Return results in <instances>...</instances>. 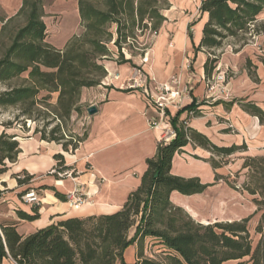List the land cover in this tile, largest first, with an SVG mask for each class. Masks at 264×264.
Listing matches in <instances>:
<instances>
[{
	"label": "trees",
	"instance_id": "16d2710c",
	"mask_svg": "<svg viewBox=\"0 0 264 264\" xmlns=\"http://www.w3.org/2000/svg\"><path fill=\"white\" fill-rule=\"evenodd\" d=\"M45 4L46 0H21L14 14H0V114L14 107L19 109L15 121L20 117L22 122L34 120V112L42 105L46 116L53 115L45 125L54 118L59 123L48 132L43 128H35L33 132H38L43 140L60 144L64 151L73 152L86 138L87 131L83 138L67 139L61 120L65 122L73 112H80L81 89L100 84L107 74L104 60L115 58L117 63L131 64L123 49L131 50L137 32L147 30L151 36L157 35L166 19L163 11L170 3L168 0H77L81 30L60 48L46 40ZM199 12L207 18L195 50L203 48L207 54L203 65L206 78L216 67L221 53L218 49L224 41L231 39L234 44L239 43L234 49L238 51L254 37L264 34V19L259 18L264 12V0H201ZM17 18L22 20L9 29ZM187 33L191 39V24ZM110 42L117 53L110 49ZM251 66L247 59L248 74L257 80ZM16 78L21 82L11 83ZM52 93L57 94L55 104L49 103ZM234 102L264 124V111L255 103L239 98L227 105ZM201 103L192 100L169 117L174 138L157 143L155 154L145 160L140 183L117 211L62 218L25 236L18 233L15 222L0 221V263L6 258L16 264H125L124 250L136 243V260L132 264H264V155L247 154L244 142L217 145L190 127L187 121L201 115L197 108ZM184 110L187 116L180 120ZM11 125L9 120H0V174L20 152L18 138L23 136L9 132ZM188 143L209 153L207 158L194 157L209 162L214 182L223 181L248 194L255 206L252 214L240 220L202 224L170 201L171 191L191 195L213 184L202 183L196 176L170 172L174 154ZM235 154H240L242 161L235 177L244 170L240 183L217 171ZM53 157L56 165L52 174L56 178L66 176L70 167L65 165L63 155L57 153ZM12 177L21 185L33 176L21 171ZM40 188L50 189L59 200L66 201V195L55 187L41 185ZM257 213L254 233L258 237L254 242L248 224ZM16 215L23 220H34L39 215L38 206L34 205L30 212L17 210ZM145 237L157 240L164 248L158 258L144 255Z\"/></svg>",
	"mask_w": 264,
	"mask_h": 264
},
{
	"label": "crops",
	"instance_id": "0c3cea01",
	"mask_svg": "<svg viewBox=\"0 0 264 264\" xmlns=\"http://www.w3.org/2000/svg\"><path fill=\"white\" fill-rule=\"evenodd\" d=\"M67 1L70 0L55 1L54 4L60 7V20L53 27H49L46 22V4L44 6L43 20L48 33L46 40L59 48L74 34L71 24L65 26L64 21L70 18L79 20L77 0H74L73 9ZM181 3L194 8L190 0H181ZM20 4L21 0H0V8L8 16L14 14ZM173 10L170 8L169 13L172 17H178V20H169L168 17L163 22L140 63L134 61L135 66H131L129 63H117L114 59L103 61L107 74L102 85H98L101 88L97 92L99 101L94 103L97 111L88 116L87 136L74 153L69 154L62 150L60 144L43 140L36 134L18 138L20 152L14 162L7 163V170L0 174L3 188L0 189V205H6L5 210L0 209V221L15 222L18 233L25 236L62 218L108 214L122 207L128 194L140 183V177L146 169L145 160L155 154L162 133L161 127H151L148 123L144 113L148 101L141 89L128 86L135 69H140L151 84L162 83L172 75H178L181 85L190 87V94L182 106L190 104L192 100L202 101L197 106L201 115L187 121L190 127L205 134L217 145L244 142L247 154L264 155V124L259 122L257 116L243 110L237 102L227 105L233 99L242 98L264 111V34L257 36L259 44L255 48L246 44L238 51L221 52L212 75L206 78L203 65L207 54L203 48L195 50V46L200 41L207 16L197 11L192 14L190 39L187 31L191 17L186 16L183 10ZM259 18L264 19V15ZM53 39H57V42ZM247 59L253 65L250 69L257 80L248 74ZM215 75H218V82L225 86L229 96L204 100L208 96L207 82ZM167 111L168 120L177 109L169 108ZM148 112L149 115L155 114L151 107ZM186 116L187 110H184L179 119ZM57 153L63 155L65 165L70 167L67 170L70 176L66 174L56 178L50 173L56 165L53 156ZM194 155L207 158L209 153L188 143L181 152L174 154L170 172L184 177L196 176L202 183L213 184L191 195L171 191L169 199L174 205L202 224L240 220L254 212L255 206L246 192L233 189L223 181L214 182V172L209 162ZM21 171L33 177L28 183L18 185L12 174ZM41 185L53 186L65 195L74 188L80 189L86 201L77 208L71 207L67 201L59 200L50 189L39 188L40 202L34 204L38 206V217L31 221L18 218L17 210L30 212L34 206L22 202L21 193ZM235 192L252 203L251 211L239 214L233 208L231 199ZM136 249V243L130 244L124 250V255L129 251L133 256ZM143 249L164 248L157 240L145 237ZM0 264H11V261L4 258Z\"/></svg>",
	"mask_w": 264,
	"mask_h": 264
},
{
	"label": "rangeland",
	"instance_id": "374dc122",
	"mask_svg": "<svg viewBox=\"0 0 264 264\" xmlns=\"http://www.w3.org/2000/svg\"><path fill=\"white\" fill-rule=\"evenodd\" d=\"M55 1L56 0H46V18L45 19H46V22L48 23L49 27H53V25L57 26L56 21L60 20L58 18V16H59L58 12L60 11V7H58L57 4H54V3H56ZM190 1L193 2L194 8H191L190 6H183L181 3V0H168V2L170 3V6L167 9H164V11H163L164 16L166 18L165 20H167L168 17H169V20L171 18L173 21L178 20V17H176V16L172 17L171 16V14L169 13L170 8H173L174 9L173 11L183 10L184 14L186 16H190V17L196 11L198 13H200L199 12V5L200 4L198 6H196V4L198 3V0H190ZM67 3L69 4L68 5L69 7H71L72 9L74 8V0L67 1ZM0 14H4L1 8H0ZM263 15H264V12L260 15V17ZM71 19L72 18L64 21V25L68 26L67 24H69V25L71 24L72 33L79 32L81 30V27L79 25V20L77 18H75V19H72V21H71ZM21 20H22L21 18H17L14 22L11 23L9 29H12L13 25L19 24ZM165 20L163 22H165ZM189 24H191V26L193 24V18L192 17H191V20L189 21ZM161 26H160V28H161ZM110 29L113 31L114 26H111ZM159 31H160V29H159ZM159 31H158V33H159ZM191 32H192V27H191ZM137 35L138 36L136 38V41L133 43V45H131V50L128 51V49H126V48L123 49L124 57L131 59V64H130L131 66H135L134 61H136L137 63L138 62L140 63L141 59L144 58V55H145L144 53H146L147 50L150 48L152 41H153L154 37L156 36V35L151 36L147 30H144L143 32H137ZM53 40L55 42H57V39H53ZM248 44L250 45V47L255 48L256 45L259 44V40L257 39V36L254 37V39L252 41H250V43H248ZM238 45H239V43L234 44L233 40L228 39V40L224 41L223 45L218 49V52H226V51L227 52H231V51L234 52V49H237ZM109 47L114 53H117L116 47L112 44V42L109 43ZM142 48H144L143 49L144 52H143V54H140ZM130 51L133 52L134 55H131ZM111 59L115 60V58H111ZM107 60H109V59H107ZM217 76L218 75H215V77L210 78V80L207 82L206 90H207L208 96L206 98H204V100H206V99L210 100V99H213V98H215L217 96H221V95L223 97L229 96V92L225 91V86L223 84H221L220 82H218ZM103 80H104V77L100 81L99 85H102ZM20 82H21L20 78L13 79L11 81V83H13V84H18ZM100 90H101V88L98 87V85L93 86V87H85V88L81 89L79 103H78V107L80 108V112L79 111L73 112L71 114L70 118L65 120V122L63 120H61V124L63 125L62 130L67 134V136H66L67 139H69L70 136L74 140H76L78 138H83V135L87 131V127H88V116L89 115L86 112V108L89 105L97 103L99 101V95L97 92ZM56 95H57L56 93L50 94L49 103L55 104ZM18 112H19V109H17V108H14V107L8 108L0 114V120L11 121L12 125L8 131L17 132L19 135L23 136L22 138H28L34 134L39 136L40 134L38 132H36V133L33 132V130L35 128L38 130L43 128V129H45L46 132H48L56 123H59L58 119L54 118V120L50 121L48 124L45 125V123H47L49 120H51V118H53V115L46 116L44 113V107L42 105H40L38 110L34 112V115H33L34 120L25 119V120H23L24 122H22V121H20L22 119V117H20L17 119L19 121H15L16 119H14V117ZM22 125L24 127H22ZM65 152H67L69 154L74 153V151L71 152L69 150L65 151ZM239 155L240 154H235V155L229 157L227 160L228 163L217 169V171L219 173H221L223 175H228L230 180H236L237 183H240L244 179V176H243L244 170H241L238 173V176L235 177V174L237 171H239L240 164L242 162L241 159L239 158ZM39 188L40 187H38V186H35L33 188L36 195L38 196V198H40V196H41V192H40ZM0 189H3L1 184H0ZM238 190H240V189H238ZM249 199H250V197H249ZM231 200H232L233 208H236V210L239 214L246 213L248 211H251V209H252V203L249 202L245 197L239 196L236 192L234 193V196L232 197ZM0 209L5 210L6 205L1 204ZM258 216H259L258 213L255 214L251 218V220L249 221V224H248V228L250 230L252 240L254 242L256 241V239L258 237L257 234L254 233V226L256 224ZM132 232H133V228L130 229V234H132ZM136 251H134L133 256L131 255V253L129 251H127L126 254L123 255L125 264H132L133 263V261L135 260ZM161 252H162L161 249H145L144 255H146L147 257H150V258H154V257L158 258L159 255L161 254ZM116 264H120V263H116Z\"/></svg>",
	"mask_w": 264,
	"mask_h": 264
},
{
	"label": "built area",
	"instance_id": "2783aa9c",
	"mask_svg": "<svg viewBox=\"0 0 264 264\" xmlns=\"http://www.w3.org/2000/svg\"><path fill=\"white\" fill-rule=\"evenodd\" d=\"M128 86L129 88H140L147 99L148 104L144 113L151 127L162 128L160 141L166 143L174 138L175 131L167 120L166 111L169 108H181L184 99L190 94V87L181 85L180 78L176 74L169 77L165 82L151 84L147 78H144L140 69H135L129 79ZM150 107L155 111L154 115H149L148 109ZM50 173H54V169L50 170ZM67 175L70 176L68 173ZM20 198L23 202L32 205L40 202V198L32 188L21 193ZM66 201L71 207L77 208L86 201V196L80 189L74 188L66 194ZM11 263L16 264L14 261Z\"/></svg>",
	"mask_w": 264,
	"mask_h": 264
},
{
	"label": "water",
	"instance_id": "95a60500",
	"mask_svg": "<svg viewBox=\"0 0 264 264\" xmlns=\"http://www.w3.org/2000/svg\"><path fill=\"white\" fill-rule=\"evenodd\" d=\"M97 111V107L96 105L94 104H91L89 105L87 108H86V112L87 114L90 116V115H93L95 112Z\"/></svg>",
	"mask_w": 264,
	"mask_h": 264
}]
</instances>
